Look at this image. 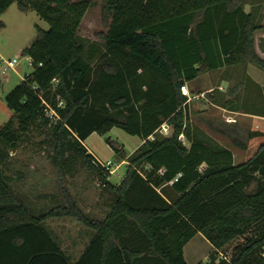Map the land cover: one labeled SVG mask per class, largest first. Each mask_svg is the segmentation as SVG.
Listing matches in <instances>:
<instances>
[{
  "label": "trees",
  "instance_id": "obj_1",
  "mask_svg": "<svg viewBox=\"0 0 264 264\" xmlns=\"http://www.w3.org/2000/svg\"><path fill=\"white\" fill-rule=\"evenodd\" d=\"M14 3L49 28L37 27L23 48L33 73L0 98L8 116L0 124V264H188L185 247L199 234L217 253L243 238L229 260L215 262L216 254L212 264H264V141L236 164L230 148L191 121L181 90L206 72L241 63L264 71V0H105L107 31L103 52L95 54V77V51L86 55L80 34L95 1L0 0V15ZM243 85L230 88L227 99L219 90L206 96L232 111L264 113L263 103L258 109L244 101L247 109L239 108ZM257 97L264 101V91ZM115 127L142 140L129 157L121 155L128 165L117 185L84 144L93 132ZM34 129L48 134L61 179L82 168L96 175L109 194L103 218L83 210L63 184L59 194L33 196L15 187L24 174L8 172L11 153ZM107 142L123 151L110 137ZM166 186L177 194L173 200L160 191ZM35 198L50 202L37 206ZM67 217L90 233L75 260L47 225Z\"/></svg>",
  "mask_w": 264,
  "mask_h": 264
},
{
  "label": "rangeland",
  "instance_id": "obj_2",
  "mask_svg": "<svg viewBox=\"0 0 264 264\" xmlns=\"http://www.w3.org/2000/svg\"><path fill=\"white\" fill-rule=\"evenodd\" d=\"M95 5L86 13L80 34L87 39V52H94L92 61L93 72L98 70L99 57L95 56L103 52L104 42L101 34L107 31L103 22L102 5L105 0H93ZM249 9V6H246ZM37 27L48 29L49 24L42 20L39 15L31 10L27 13L20 11L16 3L0 15V57L3 59L17 58L18 63L12 68L5 69L0 63V80L2 88L0 98L4 99L26 75H31L34 66L30 58L22 54L23 48L31 43L37 35ZM98 51V52H96ZM247 72L255 79L264 82V71L252 64L241 63L234 67L221 70L209 71L202 74L196 80L187 84L192 99L189 101L191 121L207 132L220 144L230 148L234 154L235 163L239 164L247 160L257 149L260 142L264 141V135L250 138L249 134L255 131L264 132V122L260 118L243 114V112H231L221 105H214L207 98L210 91L219 90L223 99L229 98V89L243 82V87L238 89L239 108L247 109L244 103L257 104L261 108L263 97L259 98V89L252 87L247 78ZM225 77L232 79L228 82ZM219 87V88H218ZM218 94V93H217ZM256 94V96H255ZM198 95V96H197ZM8 116L0 110V124L6 123ZM110 137L113 141L123 146V151L118 153L107 142ZM237 142L246 144V147L238 145ZM141 138L131 135L121 128H113L109 133L100 135L93 132L86 140L85 145L89 153H93L100 161L108 165L111 171L110 181L117 185L126 175L128 162L122 159L121 155L129 157L140 145ZM51 147L48 143V134L39 130H32L24 137L18 148L13 151L9 173L22 172L24 177L15 182V187L29 196L39 194H59L62 184L68 188L73 197L76 198L79 206L86 212H90L98 218H103L109 206V194L103 193L95 174L89 173L86 169H80L73 176L66 175L61 179L58 170L50 159ZM160 191L169 199L173 200L176 193L169 186L163 187ZM37 206L48 204V198H35ZM47 225L59 239L62 248L69 253L72 259H77L85 245L90 233L80 222L73 218H61L48 220ZM238 238L228 244L218 253L214 250L208 240L201 234L192 239L185 247V258L188 264H212V255L219 259L229 260L234 248L242 242Z\"/></svg>",
  "mask_w": 264,
  "mask_h": 264
},
{
  "label": "built area",
  "instance_id": "obj_3",
  "mask_svg": "<svg viewBox=\"0 0 264 264\" xmlns=\"http://www.w3.org/2000/svg\"><path fill=\"white\" fill-rule=\"evenodd\" d=\"M262 36H263V42H264V33L262 34ZM31 62H32V61H31V59H30V63H31ZM0 63H3V65H4V67L1 69V72L4 73V72H5V69H7V68H12V67L16 66V64L18 63V59H17V58H13V59H8V60H6V59H3V58L0 57ZM57 82H58V80H55V84H57ZM181 90H182V93H183L184 95L190 97V93H189V91H188L186 85L182 86V87H181ZM60 105H62V102L60 103ZM49 116H50V118H56V117H57V114H56V112H55L54 110H50V112H49ZM169 129H170V127H169V125H167L166 123H164V124L161 126V132H163L164 134H167V133L169 132ZM180 138H181V139H184V136H183V135H180ZM100 162H101V163H102L107 169H109V168H108V165H110L111 162L108 161L106 164H104L102 161H100Z\"/></svg>",
  "mask_w": 264,
  "mask_h": 264
},
{
  "label": "crops",
  "instance_id": "obj_4",
  "mask_svg": "<svg viewBox=\"0 0 264 264\" xmlns=\"http://www.w3.org/2000/svg\"><path fill=\"white\" fill-rule=\"evenodd\" d=\"M262 55L264 56V53H262ZM224 70V69H223ZM247 77L248 78H250V84H252V87H254V88H257V89H259V90H261V91H264V82H262V81H259V80H257V79H255L254 77H252L250 74H249V72H247ZM226 79H224V81L223 82H225V80H228V82L230 83V82H232V79L231 78H229V77H225ZM186 86H187V84H186ZM219 88V87H218ZM188 91H189V93H191L190 92V90L188 89ZM198 96V95H197ZM192 99V96H190L189 97V101ZM212 104H214V105H219L220 106V104L219 103H213L212 102ZM225 108V107H224ZM229 111H231V112H236V111H232V110H230L229 109ZM243 114H246V115H250V116H254V117H256V118H260L261 119V121H262V123L264 122V113L263 112H259V113H253V112H243ZM142 143V142H141ZM84 144H85V141H84ZM86 146V145H85ZM88 149V148H87ZM88 151H89V149H88ZM93 154V153H92ZM94 155V154H93ZM95 156V155H94ZM97 158V157H96ZM98 159V158H97ZM99 160V159H98ZM100 161V160H99Z\"/></svg>",
  "mask_w": 264,
  "mask_h": 264
}]
</instances>
